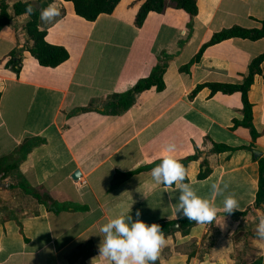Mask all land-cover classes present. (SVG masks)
Returning a JSON list of instances; mask_svg holds the SVG:
<instances>
[{"label":"crops","instance_id":"crops-1","mask_svg":"<svg viewBox=\"0 0 264 264\" xmlns=\"http://www.w3.org/2000/svg\"><path fill=\"white\" fill-rule=\"evenodd\" d=\"M17 2L31 3L39 16L49 6L59 10L38 24L48 44L68 51L66 62L41 67L26 50L29 16L14 14ZM46 2L7 0L12 20L0 33V264H113L98 248L100 226L116 215L169 224L155 264H251L264 257V241L255 236L264 206L254 208L264 158V63L248 92L255 141L248 128L235 127L244 120L241 93L207 87L242 84L264 53V39L226 40L192 62L215 33L260 29L264 0H197L192 18L163 0V11L149 13L141 28L135 26L141 0H121L94 22L77 16L71 2ZM12 53L21 59L19 74L6 68ZM158 62L164 90L144 91L113 114L118 97ZM214 145L228 151L213 153ZM165 155L179 163L197 156L181 163L183 183L217 207L212 223H196L186 234L180 229L178 183L151 177ZM227 195L237 200L233 212L244 216L223 211ZM248 231L249 251L239 235Z\"/></svg>","mask_w":264,"mask_h":264},{"label":"trees","instance_id":"trees-1","mask_svg":"<svg viewBox=\"0 0 264 264\" xmlns=\"http://www.w3.org/2000/svg\"><path fill=\"white\" fill-rule=\"evenodd\" d=\"M55 0H47L46 4L52 3ZM65 2H71L74 6V10L77 16L88 21L94 22L101 15H111L121 0H63ZM142 4L137 12L135 18V26L141 28L146 20L149 13H161L164 9L163 0H141ZM176 4L177 9L185 11L190 18L197 14V0H171ZM31 6L33 11L29 15L25 9ZM14 14L16 16L27 14L29 21L25 25L24 30L26 31L32 44L27 47V51L31 56L38 62L41 67L45 68H57L69 59L68 51L60 46L50 45L46 42L45 30H42L38 24L39 9H37L31 3L17 2L13 6ZM11 16L8 13L7 0H0V33L11 24ZM262 27L260 29H246L238 26H234L218 33H215L211 40L203 45L200 52L196 55L192 62L198 61L204 50L210 46L216 45L230 39H245L250 41H257L264 39V21L261 22ZM264 63V53L257 58L253 59L249 66L247 77L244 79L242 84L230 85V84H208L212 93L222 92L224 94H233L236 92L241 93L243 103V115L244 120L242 123L235 122V127L242 125L250 130L252 139L255 141L258 137V133L255 131L252 125V105L248 101V92L254 82L256 75H261V65ZM6 68L12 69L16 74L20 73L21 70V59L16 58L15 53H12L11 58L6 64ZM188 67L184 68L186 70ZM152 88H156L158 92L164 90L165 85L162 77V66L159 62L156 65H152L147 75L139 80L134 87L123 95L118 97L116 105L110 109L113 114H120L129 109L135 102L136 96L148 91ZM201 88V86H200ZM199 89V88H198ZM194 92L196 93L197 90ZM228 151V148L223 145H214L212 148L213 153H222ZM197 159V156H190L181 161L182 164L186 165L190 161ZM259 166V181L258 191L256 193V199L254 208L259 209L264 206V158L258 160ZM153 166L146 167L145 169L152 168ZM1 169V165H0ZM207 176V171L200 174V178L203 179ZM186 180V179H185ZM184 180V181H185ZM174 184V183H173ZM172 184V185H173ZM39 199V198H38ZM42 201V200H40ZM233 218L242 217L245 214L232 212L228 213ZM180 229L186 234L188 229L196 224L195 221H189L187 218H183L179 221ZM160 229L165 233H168L169 224L160 226ZM251 264H264V257L257 259Z\"/></svg>","mask_w":264,"mask_h":264},{"label":"clouds","instance_id":"clouds-1","mask_svg":"<svg viewBox=\"0 0 264 264\" xmlns=\"http://www.w3.org/2000/svg\"><path fill=\"white\" fill-rule=\"evenodd\" d=\"M25 11L30 15L33 9L28 6ZM58 15L59 10L49 6L40 12L39 19L46 21ZM174 148L175 145L169 143L165 151L171 153ZM151 177L157 184L163 183L165 186L178 183L180 195L175 210L180 213V218H187L197 224H210L214 221L217 207L199 196L190 184L183 183L186 178L185 168L175 158L163 156L160 163L151 169ZM211 188L213 191L218 190L216 184H212ZM222 207L225 213L230 214L238 209L237 200L232 195L224 196ZM135 215L139 217L140 211L137 210ZM100 231L105 237L103 244L98 248V254L113 264H155L159 250L164 244L159 225H148L139 219L133 222L131 216L116 215L101 225ZM255 236L264 241V216L260 217L255 227Z\"/></svg>","mask_w":264,"mask_h":264},{"label":"rangeland","instance_id":"rangeland-1","mask_svg":"<svg viewBox=\"0 0 264 264\" xmlns=\"http://www.w3.org/2000/svg\"><path fill=\"white\" fill-rule=\"evenodd\" d=\"M24 199V198H23ZM241 237L243 236V241L245 242V247H246V249L249 251L250 250V248H249V246H248V244L250 243L248 240H249V237H250V235L252 236V233L250 232V231H248V234H246V235H243V234H239Z\"/></svg>","mask_w":264,"mask_h":264},{"label":"water","instance_id":"water-1","mask_svg":"<svg viewBox=\"0 0 264 264\" xmlns=\"http://www.w3.org/2000/svg\"><path fill=\"white\" fill-rule=\"evenodd\" d=\"M79 177H80L79 172H76V173L74 174V176H73V179H78Z\"/></svg>","mask_w":264,"mask_h":264},{"label":"built area","instance_id":"built-area-1","mask_svg":"<svg viewBox=\"0 0 264 264\" xmlns=\"http://www.w3.org/2000/svg\"><path fill=\"white\" fill-rule=\"evenodd\" d=\"M86 184V181H84V180H80V185H82V186H84Z\"/></svg>","mask_w":264,"mask_h":264}]
</instances>
